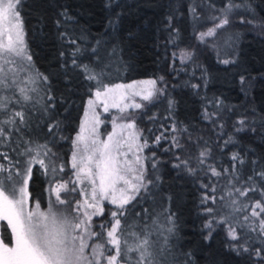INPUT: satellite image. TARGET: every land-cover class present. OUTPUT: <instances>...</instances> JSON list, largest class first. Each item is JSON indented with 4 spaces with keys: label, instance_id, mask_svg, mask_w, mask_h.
Here are the masks:
<instances>
[{
    "label": "snow or ice",
    "instance_id": "snow-or-ice-1",
    "mask_svg": "<svg viewBox=\"0 0 264 264\" xmlns=\"http://www.w3.org/2000/svg\"><path fill=\"white\" fill-rule=\"evenodd\" d=\"M114 3L119 7L118 0H108L109 7ZM241 7L243 5L235 3V0H225L219 9L210 0L207 3L205 0H192L187 10L193 21L202 18L205 8L220 13L210 17L215 22L213 27L199 33V39L204 41L205 37L214 36L217 29L228 25L231 14ZM21 9L22 0H0V146L6 145L14 132L20 133L30 126L31 111H40L48 116L56 107L49 77L39 72L33 64L25 40ZM61 16L72 19L66 10ZM166 19L167 27L178 32L172 25L173 16L169 15ZM244 22L241 18V23ZM109 23L111 25L113 22ZM60 24L61 21L57 20V27ZM60 36L70 46L71 65L79 69L86 80L94 82V87L89 88L91 95L79 132L72 141L70 166L73 172L67 180L57 178L58 173L65 172V164L59 154L49 147L47 140L39 143L21 137L23 150L18 155L23 160H14L7 152H0V158L8 161V164L0 163V264H193L190 252L176 255L174 246L169 243L176 232L175 212L168 208L159 214H149L144 209V216L133 212V202L139 203L155 196L153 190L158 187L160 176L157 174L159 160L156 153L152 151L149 155H143L144 150L150 148L149 139L138 128L129 109H143V102L153 103L165 98L164 78L127 84L106 83L111 64L100 55L101 41L97 40L96 46L91 47L92 61L83 63L80 57L88 50L78 42L83 35L77 38L62 32ZM173 39L175 37L170 33V42ZM60 55L63 57L65 53L61 52ZM116 55L117 49L113 48L108 53L109 60ZM179 58L181 63H186L192 59V53L181 50ZM66 65L67 61L61 67ZM20 73L25 75L22 77ZM240 83H245V77H240ZM200 86L191 84L193 89ZM136 97L141 102H137ZM167 103L169 111L163 119L173 122L160 125L162 131L154 135L152 144L168 141L170 147L165 151L177 150L174 153L177 161L172 165L174 168L190 176L198 177L199 173H203L205 177L217 178V181L210 180L200 185L204 190L200 203L209 205L203 208L204 240L212 239L213 233L222 229L227 238L226 247L238 256H247L251 264H264V166L252 161V175L247 176L243 181L246 186L241 188L234 183L240 181L237 165L245 163L239 152H232L230 160L234 163L231 168L218 170L210 162L213 149L209 141L201 136L195 141L198 153H188L182 157L179 153L188 152L187 145L192 142V133L188 126L175 121L174 101L168 98ZM208 104L218 110L205 107L203 118L222 129L224 124L219 123L221 112L225 110L221 108L222 101L217 99L215 102L208 101ZM97 109L103 113L116 109L119 113L111 117L112 131L107 133L106 139L100 138L99 128L105 120L101 119V112ZM149 119L155 120L156 117ZM233 127L235 132H257L264 128V120L258 128L245 116L237 119ZM47 128L55 138L60 132V122L53 118ZM182 138L186 140L182 142ZM235 142L229 136L220 145L221 151ZM20 147L21 144L17 143L13 151ZM34 165H39L44 175L49 177L47 191L55 196L54 202L49 199L46 210H41L40 201L35 199L34 206L29 207V182L33 177ZM223 178H227L228 186L222 195L217 196V182ZM85 182L90 185V191L80 188L82 200L72 201L67 195L62 196V193L76 192L75 185ZM249 192L260 196L255 200L250 214L257 219L252 220L245 214L241 221L235 213L246 210L248 206L243 204L237 207L236 197H246ZM168 199L171 200V197ZM105 201L114 208L107 209L106 219L94 222L93 217L105 216ZM57 205L70 207L59 208ZM250 233H256V236ZM161 236L164 237L163 243H160Z\"/></svg>",
    "mask_w": 264,
    "mask_h": 264
},
{
    "label": "trees",
    "instance_id": "trees-1",
    "mask_svg": "<svg viewBox=\"0 0 264 264\" xmlns=\"http://www.w3.org/2000/svg\"><path fill=\"white\" fill-rule=\"evenodd\" d=\"M190 2L192 0H118L119 7L115 3L109 7L108 0H22L21 11L29 52L35 68L49 77L56 107L48 116L40 111H31L30 126L20 133L14 132L12 139L0 146V152L9 153L14 160H23L18 155L23 150L21 137L39 143L47 140L49 147L68 166L73 150L72 141L79 132L91 95L89 88L94 87V82L86 80L84 74L71 65L70 46L60 33L66 32L77 38L83 35V39L78 41L83 48L88 49L80 57L83 63L92 61L91 47L96 46L99 40L102 45L100 55L111 64L106 83L126 84L163 77V86L166 87L165 98L147 104L137 119L138 128L149 139L150 148L146 149V155L154 151L159 160L157 174L160 181L153 190L154 197L140 200L139 203L133 202V212H139L142 216L144 209L149 214H159L164 208L175 212L176 232L169 243L174 246L176 255L190 252L193 264H251L247 256H238L226 247L227 238L222 229H217L212 239L204 240L203 208L209 205L200 203L204 191L200 185L210 180L217 181V178L205 177L203 173H199L198 178L174 168L172 165L177 163L174 155L177 150L173 148L165 151L170 147L168 141L153 145L152 139L162 131V123L170 125L173 122L163 119L168 115L167 99L170 98L174 101L175 121L188 126L192 133V142L187 145L188 152L179 153L182 157L188 153H198L195 141L201 136L209 141L213 149L210 162L218 170L231 168L234 162L230 156L232 152H239L245 163L237 165L240 181L234 183L241 188L246 186L243 181L247 176L252 175V161L264 166V128H260L264 120V0H235L243 7L236 9L229 17L230 23L207 41L199 39V33L205 27L201 19L193 21L187 10ZM207 2L209 0H205ZM210 2L219 9L225 0ZM65 10L72 19L61 16ZM211 13V9L205 8L202 17L209 19ZM169 15L173 16L172 25L178 32L167 27L166 18ZM241 18L244 23H241ZM57 20L61 21L59 27L56 25ZM110 21L113 22L111 25ZM170 33L175 37L171 42ZM113 48L117 49V55L109 60L108 53ZM181 50L192 53V59L183 65L177 58ZM61 52L65 53L63 57ZM173 53H176L175 57ZM225 60L229 63H223ZM66 61V67H61ZM241 76L245 77L243 85L240 83ZM191 84L201 86L193 89ZM217 99L222 101L221 108L225 109L219 120V123L224 124L222 129L203 118L205 107L212 111L218 110L208 104V101L215 102ZM151 116L156 119H149ZM245 116L260 131L235 132L233 125L236 120ZM53 118L60 122V132L55 138L48 133L47 128ZM229 136L236 142L221 151L220 145ZM184 140L186 138H182V142ZM17 143L21 147L14 152ZM0 162L8 163L2 158ZM48 181L44 170L34 165L29 184L32 202L33 199L39 200L46 206ZM227 186V178L219 179L216 195H222ZM254 198L260 199L259 194L249 192L244 204ZM108 208L114 207L106 206L105 216L97 221L107 218ZM235 215L243 220L242 211ZM148 222H151L150 219ZM250 235L255 237L256 233ZM159 239L163 243L164 237Z\"/></svg>",
    "mask_w": 264,
    "mask_h": 264
},
{
    "label": "rangeland",
    "instance_id": "rangeland-1",
    "mask_svg": "<svg viewBox=\"0 0 264 264\" xmlns=\"http://www.w3.org/2000/svg\"><path fill=\"white\" fill-rule=\"evenodd\" d=\"M212 15H220V13L219 12H215V13H211L209 16H212ZM201 21H202V25H204V30H203V32L204 31H207V29L208 28H210V27H213V25H214V21L211 19V18H209V19H207L206 17H202L201 18ZM223 28H221V29H217V31H216V34L219 32V31H221ZM215 34V35H216ZM214 35V36H215ZM214 36H212V37H214ZM212 37H205V39H204V41H207V39H209V38H212ZM25 40H26V33H25ZM181 52V51H180ZM180 52L177 54V58H178V62L180 61ZM180 64L181 65H183L184 63H181V61H180ZM21 75H22V77H23V75H25L24 73H20ZM138 81H140V80H138ZM132 83V82H131ZM127 84V83H126ZM159 86V85H158ZM136 101L137 102H141L140 101V98L139 97H136ZM144 104H145V106L147 105V104H150V103H148V102H143ZM87 107V106H86ZM144 109V108H143ZM143 109H129V112H131L132 113V118L133 119H135V121H136V124H137V119H138V117H139V115H140V112H141V110L143 111ZM86 110V109H85ZM98 111H100L101 112V119L102 120H105V123L104 124H101L100 125V128H99V132H100V138L101 139H106V137H107V133H109V132H111L112 131V124H111V117L112 116H117V115H119V113L117 112V110L116 109H111L110 110V113H103L102 112V110L101 109H97ZM83 120V119H82ZM119 122V121H118ZM138 126V125H137ZM73 151V150H72ZM9 154V153H8ZM72 155V154H71ZM143 155H146V149L144 150V153H143ZM131 158V157H130ZM70 162H71V157H70V161H69V164H68V166H65V172H63V173H58V176H57V178L59 179V178H63L64 180H67L71 175H72V172H73V170L71 169V166H70ZM0 163H2V162H0ZM8 164V163H7ZM34 167V166H33ZM73 179H74V177H73ZM29 184H30V182H29ZM30 186V185H29ZM50 186V185H49ZM72 185H70V187H71ZM75 187H77V191L76 192H74V193H70V194H66V193H62V196H68V198L70 199V200H72V201H74V200H82L83 199V197L79 194V190H80V188L81 187H84L85 189H88L89 191H90V185H88L86 182H85V184H83V185H75ZM29 192H30V189H29ZM51 198V200L54 202L55 201V196L53 195V194H51L50 192H49V197H48V201H47V203H46V206L44 207L42 204H41V210H46L47 209V207H48V204H49V199ZM237 198H238V205H242V204H244L246 201H247V198H248V196H246V197H239V196H237ZM258 198H254L252 201H250L249 203H246L247 204V209L246 210H244V211H242V216H244L245 214H248L249 216H250V214H251V210H252V207H253V205H254V202H255V200H257ZM237 205V206H238ZM34 206V204H33V202L31 201V196H30V200H29V207L31 208V207H33ZM104 206H105V208H106V206H112V205H109L106 201L104 202ZM57 207H59V208H69L70 206L69 205H57ZM114 207V206H113ZM258 211V210H257ZM74 214V213H73ZM100 217H93V221L94 222H96L98 219H99ZM250 219H252V220H256L257 218H253V217H251L250 216ZM164 240V239H163ZM163 242V241H162ZM91 243V242H90ZM89 251H90V249H89Z\"/></svg>",
    "mask_w": 264,
    "mask_h": 264
}]
</instances>
